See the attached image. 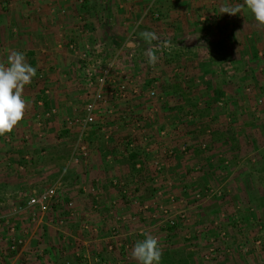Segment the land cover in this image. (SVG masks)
Here are the masks:
<instances>
[{"label":"rangeland","instance_id":"374dc122","mask_svg":"<svg viewBox=\"0 0 264 264\" xmlns=\"http://www.w3.org/2000/svg\"><path fill=\"white\" fill-rule=\"evenodd\" d=\"M12 1L0 0V12L10 14ZM31 1L25 0L26 6L18 8L27 11ZM90 1L91 4L89 0L77 1V17H95L102 9L107 14V8L111 11V4L97 3L105 0ZM247 14L254 18L248 9ZM148 15L158 21L151 11ZM45 21L41 18L40 25H45ZM249 24L253 27V22ZM103 39L100 43L104 52L113 58L118 55L123 64L119 70H113V80L118 84L131 74L129 79L133 83L124 100H110L107 94L113 112L99 118L93 129H100L105 137L109 131L115 135L114 129H119L121 135L117 139H123L124 145L117 158L122 157L121 163L128 164L131 180L125 182L114 176L115 192L109 195L112 191L108 190L103 197L99 195L90 201L91 207L102 212L111 209L108 220L118 225V232L127 224L124 209L133 210L131 223L136 234L156 237L162 258L172 254L174 264H264V55L263 62L255 61L248 43L245 63L238 64V49L232 42L229 45L225 41L228 54L221 55L216 53V47L222 46V35L211 38L204 34L166 53V66L159 62L163 60L159 57L155 66L142 67L144 53H136L138 61L133 65L125 48L116 51L106 36ZM163 40L152 41L151 46L156 47ZM227 60L231 62L230 68L224 66ZM173 67L177 69L174 71ZM70 129H76V134L64 138L68 143L66 149L73 147L72 160V155L80 152L78 144L82 141L80 128ZM85 142L82 144L87 148ZM87 152L89 162V147ZM84 163L86 160L79 164ZM31 173L34 174L29 179L36 181L33 185L42 189L55 185L51 179L56 176L50 170ZM26 174L30 171L23 175ZM39 177L40 181L36 180ZM57 187L60 199L67 202V192ZM74 196L79 210L78 197ZM25 200L22 197L18 206L24 205ZM108 204L111 207L106 208ZM78 216L76 213L75 218ZM25 217V213L6 212L0 206V247L9 232L3 223ZM142 227L148 231L139 233L144 231ZM36 251L35 258L39 260L44 250ZM160 264L167 263L161 259Z\"/></svg>","mask_w":264,"mask_h":264},{"label":"crops","instance_id":"0c3cea01","mask_svg":"<svg viewBox=\"0 0 264 264\" xmlns=\"http://www.w3.org/2000/svg\"><path fill=\"white\" fill-rule=\"evenodd\" d=\"M77 1L33 0L27 12L18 8L26 6L25 0H13L10 14L0 12V62L7 66L10 52L19 51L25 55L26 62L37 69L36 76L31 84L25 86L23 93V99L27 101L25 118L12 133L0 137V206L6 212L18 214L16 210L22 197L42 189L33 185L34 178L29 179L34 174L31 172L42 169L50 170L56 176L51 180L56 186H61L69 197H78L79 209V216L67 221L64 227L46 226L43 235L40 233L22 254L6 264H66L67 261L70 264H97V258H105L110 264H138L131 252L137 238L143 240L145 235L136 234L131 223L134 211L124 209L123 213L128 214L125 216L127 224L121 226L118 232L114 230L113 222L108 220L113 211H98L90 204L99 195L103 197L102 194L108 193V190L112 191L109 195L115 192L112 188L114 176L125 182L131 180L128 164L121 163L122 157L117 158L121 156L123 150L120 149L124 145L123 139H117L121 135L119 129H114L116 136L110 135V131L106 137L102 136L104 133L100 129L86 133L82 143L86 140L91 157L84 164L75 165L70 160L73 147L66 149L68 143L64 137L76 134V129L66 126V120L79 112L84 104V92L80 90L73 73L78 65V52L103 42L106 36L116 51L125 48L135 65L138 61L133 58L136 53L137 56L145 54L146 48L152 47L140 37L141 32H155L161 39L171 37L169 40L175 45L172 50L187 45L188 39L194 41L207 34L211 38L223 37V44L216 47V53L228 54L225 41L229 45L232 42V46L238 49V64H244L247 44L251 43L255 61L263 62L264 27H260L255 18H250L246 6L236 15L220 11L223 6L243 5L244 0H105L97 3L103 6L111 4V11L107 8L105 14L102 9L97 16L88 18L76 16ZM89 3L92 2L89 0ZM149 11L152 14L157 11L161 19L155 21L148 15ZM41 18L47 20L45 25H40ZM249 22H253V27H249ZM102 25L109 34L106 31L105 36L102 34ZM130 37L136 42L129 43ZM166 57L160 59L162 65ZM224 66L230 68V60ZM173 68L174 71L177 69ZM120 107L123 109L121 104ZM69 153L70 156L66 157ZM62 156L65 159L57 161ZM28 171L30 174L24 176ZM36 180L40 181V177ZM24 182L27 184L23 186ZM63 206V203L58 205L56 210H61ZM106 206L111 207L110 204ZM142 229L144 231L139 230V233L148 231L147 227ZM120 243L122 247H119ZM110 246L115 247L112 252ZM38 248L44 250V256L39 260L30 253Z\"/></svg>","mask_w":264,"mask_h":264},{"label":"built area","instance_id":"2783aa9c","mask_svg":"<svg viewBox=\"0 0 264 264\" xmlns=\"http://www.w3.org/2000/svg\"><path fill=\"white\" fill-rule=\"evenodd\" d=\"M152 15L155 19L160 20L161 18L160 13H153ZM169 52L171 51L165 49L157 52V55L163 58ZM77 54L79 55L78 65L73 73L78 81L80 90L84 92V104L79 112L67 119V125L70 128H80L79 140L83 141V136L94 128L99 118L112 114L113 107L108 102L107 94H110V100H124L127 98L129 85L133 81L129 79L131 75L129 74L128 77L124 78L126 81L116 84L117 82L112 77L114 75L113 70H119L123 64L121 63V59L119 60L118 55L114 58L107 55L104 52V45L101 43L88 46L84 51L78 52ZM148 64L147 56H145L141 61V66L145 67ZM127 68L130 67L127 66ZM150 94L155 96L156 93L151 92ZM105 108H107V114H104ZM104 128L102 129L103 131L106 130ZM79 149L80 152L72 158V161L78 164L83 162V160H88L87 148L81 145ZM114 184H116V181H114ZM59 194L56 185L29 193L26 197L25 204L16 210V213L19 212L18 214L22 215V212L25 213L26 219H17L20 221H15L14 223H9L10 221L7 220L3 223L7 226L9 232L3 243L5 247H3V244L0 247V264H6L13 258H17V255L22 254L27 245L34 238L37 239V234L41 233L43 235L46 226L49 224L62 228L66 225L67 221L70 222L75 218V214L78 213L76 201H74L73 197H68L69 200L63 203ZM62 203L64 205L63 208L56 210V207ZM115 226L118 225H114V230H118V227ZM122 246L123 244L120 243L119 247ZM114 248L112 246L109 247L110 251H113ZM35 252L37 251H31L30 253L35 254ZM28 258L26 257V260ZM96 263L110 264L105 258H97ZM66 264H70V262L67 261Z\"/></svg>","mask_w":264,"mask_h":264},{"label":"clouds","instance_id":"9594fccd","mask_svg":"<svg viewBox=\"0 0 264 264\" xmlns=\"http://www.w3.org/2000/svg\"><path fill=\"white\" fill-rule=\"evenodd\" d=\"M254 15L255 21L260 27H264V0H244L243 5L223 6L221 13L236 15L244 7ZM140 37L149 45L152 41L159 40L155 32L144 31ZM129 43H135L134 38H129ZM175 45L170 40H163L156 47H149L145 53L148 63L155 66L159 61L157 52L171 51ZM37 69L26 62L25 55L19 51H11L7 57V66L0 62V137L13 132L25 118L27 101L23 99L25 86L31 84L36 76ZM145 239L138 240L131 252L138 264H160L162 248L158 239L144 233Z\"/></svg>","mask_w":264,"mask_h":264},{"label":"trees","instance_id":"16d2710c","mask_svg":"<svg viewBox=\"0 0 264 264\" xmlns=\"http://www.w3.org/2000/svg\"><path fill=\"white\" fill-rule=\"evenodd\" d=\"M106 26V25H105ZM105 28V27H104ZM106 29V28H105ZM107 30V29H106ZM106 34H109L107 31H106ZM142 54V53H141ZM134 59L136 58V57H133ZM137 59V58H136ZM219 94H220V92H219ZM134 152V151H133ZM162 260L165 262V263H167V264H174L175 263V260H174V255H172L171 254V256H170V254H168V256H165V257H163L162 258Z\"/></svg>","mask_w":264,"mask_h":264}]
</instances>
